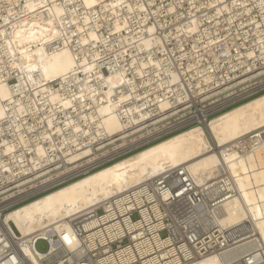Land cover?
Here are the masks:
<instances>
[{"label":"built area","instance_id":"2783aa9c","mask_svg":"<svg viewBox=\"0 0 264 264\" xmlns=\"http://www.w3.org/2000/svg\"><path fill=\"white\" fill-rule=\"evenodd\" d=\"M129 2L146 5L145 25H158L148 34L159 43L145 51L128 48L123 56L110 52L116 66L107 73L125 79L111 94L120 101V131L111 133L100 113L104 83H70L56 100L23 98L25 111L0 132V219L15 206L264 92V0ZM134 16L127 21L136 24L140 16ZM4 138L16 146L10 153ZM231 194L223 185L218 191L202 188L178 168L68 217L74 250L53 231L51 242L37 235L35 246L44 240L51 247L41 264H193L231 245L230 233L211 213ZM17 235L1 226L0 264H34L22 256L23 235Z\"/></svg>","mask_w":264,"mask_h":264},{"label":"bare ground","instance_id":"6f19581e","mask_svg":"<svg viewBox=\"0 0 264 264\" xmlns=\"http://www.w3.org/2000/svg\"><path fill=\"white\" fill-rule=\"evenodd\" d=\"M127 2L0 0V132L25 111L23 98L61 99L70 83L92 81L108 85L100 113L111 133L120 131V101L111 94L125 79L107 73L116 66L110 52L123 56L128 48L145 51L159 43L149 36L158 25H145L146 5ZM134 15L140 16L136 24L126 19ZM152 15L161 11L152 9ZM2 143L5 153L16 147L6 138ZM38 152H44L40 143ZM178 168L187 169L202 188L218 191L223 185L232 193L211 211L230 233L231 245L193 264H264V93L15 206L0 219V230L20 232L22 256L41 264L51 247L40 252L37 235L51 242V231L58 233L74 250L68 217Z\"/></svg>","mask_w":264,"mask_h":264},{"label":"rangeland","instance_id":"374dc122","mask_svg":"<svg viewBox=\"0 0 264 264\" xmlns=\"http://www.w3.org/2000/svg\"><path fill=\"white\" fill-rule=\"evenodd\" d=\"M48 248V244L46 241L44 240H40L38 243H37V249L40 251V252H45Z\"/></svg>","mask_w":264,"mask_h":264},{"label":"trees","instance_id":"16d2710c","mask_svg":"<svg viewBox=\"0 0 264 264\" xmlns=\"http://www.w3.org/2000/svg\"><path fill=\"white\" fill-rule=\"evenodd\" d=\"M264 93V92H263ZM259 95V94H258ZM255 97V96H254ZM253 98V97H252ZM251 99V98H250ZM249 100V99H248ZM247 101V100H246ZM245 102V101H244ZM240 104V103H239ZM238 105V104H237ZM230 109V108H229ZM164 139V138H163ZM149 146V145H148ZM147 147V146H146Z\"/></svg>","mask_w":264,"mask_h":264}]
</instances>
